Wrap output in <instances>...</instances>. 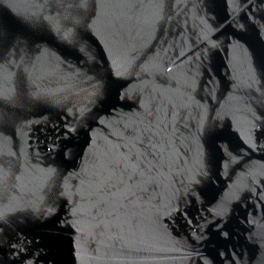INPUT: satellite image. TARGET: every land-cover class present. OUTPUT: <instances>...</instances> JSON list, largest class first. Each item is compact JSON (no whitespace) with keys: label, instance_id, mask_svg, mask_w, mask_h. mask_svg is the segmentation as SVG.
Returning a JSON list of instances; mask_svg holds the SVG:
<instances>
[{"label":"water","instance_id":"water-1","mask_svg":"<svg viewBox=\"0 0 264 264\" xmlns=\"http://www.w3.org/2000/svg\"><path fill=\"white\" fill-rule=\"evenodd\" d=\"M0 264H264V0H0Z\"/></svg>","mask_w":264,"mask_h":264}]
</instances>
